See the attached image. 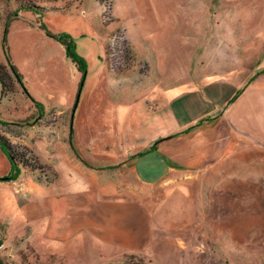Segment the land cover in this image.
I'll return each mask as SVG.
<instances>
[{
  "label": "rangeland",
  "instance_id": "obj_1",
  "mask_svg": "<svg viewBox=\"0 0 264 264\" xmlns=\"http://www.w3.org/2000/svg\"><path fill=\"white\" fill-rule=\"evenodd\" d=\"M0 65V264H264V0H0Z\"/></svg>",
  "mask_w": 264,
  "mask_h": 264
},
{
  "label": "crops",
  "instance_id": "obj_2",
  "mask_svg": "<svg viewBox=\"0 0 264 264\" xmlns=\"http://www.w3.org/2000/svg\"><path fill=\"white\" fill-rule=\"evenodd\" d=\"M203 80H204V78H203ZM218 84V83H217ZM181 98H184V96L183 97H181ZM181 98H179L178 99V101L176 102V103H178V102H180L181 101ZM187 98V97H186ZM198 102H199V100H198ZM176 103H174L173 104V106H172V110H173V112H168L166 115H163L162 117H159V118H157V131H156V134H154V135H147L148 136V139H147V142H146V145L148 144V145H150L151 143H156V142H158L159 140H161V138L162 139H165L166 138V136H169L172 132H170L169 130L168 131H165V118L164 117H166V116H170V115H172L171 113H175V112H178L179 114H180V112L183 110V108H184V105L183 104H181V105H177ZM224 107V106H223ZM221 111V110H220ZM214 113H218V114H220V112L218 111V108L217 107H210L208 110H206L205 112H203V113H201V114H199V115H195V117L193 118V120L192 121H190V122H187V123H185L184 125H185V127L187 126L188 127V124H190V123H194L195 121H198L199 119H201V118H207L208 116H210V115H212V114H214ZM227 111H225V113L223 114V119H224V121L226 120V115H227ZM218 114H217V116H218ZM175 116L176 115H174L173 116V120H175V122H174V124H173V126H174V128L177 130V129H179V130H182V128H181V126H183V125H179V124H177V120H178V118H175ZM225 122H227V121H225ZM185 129V128H184ZM175 130V131H176ZM206 135V134H205ZM207 135H209V137L210 138H212V136L210 135V134H207ZM227 137H228V135H226ZM216 139H220V138H218V137H214L213 139H211V141H213V142H215L214 144H213V146H212V150H205V149H203L202 147H201V149H200V147L198 148H196L197 149V151L196 152H194V149L195 148H192V146H193V144L192 143H190V145H188V147H186V149L189 151V155L190 156H186L185 158H187V157H197V158H200V155H202V153L204 152H206V153H208V152H210V153H208V154H206L205 155V158L207 157H210V155L212 154V153H214V151H213V148H215V149H220V144H221V141H215ZM169 143H171V141L170 142H163V144L162 145H159L158 147L160 148V150H163V148H165V146L167 145V144H169ZM142 147L143 146H141V149H142ZM140 148H134V150H141ZM133 150V151H134ZM132 151V150H131ZM154 151V150H153ZM160 152H162V153H164L163 151H160ZM193 153H194V156H193ZM168 158H169V160H167V164L165 165L166 167H167V169L171 172V171H175V168H172L171 166H169V162H170V164L171 163H175V161H174V159L176 160V158L175 157H173L172 155H170V154H167L166 155ZM127 157H129V155H127ZM178 160V159H177ZM193 160V159H192ZM169 161V162H168ZM200 164H203V161H200V162H198V166L200 165ZM175 167V166H174Z\"/></svg>",
  "mask_w": 264,
  "mask_h": 264
},
{
  "label": "trees",
  "instance_id": "obj_3",
  "mask_svg": "<svg viewBox=\"0 0 264 264\" xmlns=\"http://www.w3.org/2000/svg\"><path fill=\"white\" fill-rule=\"evenodd\" d=\"M25 8L27 9V11H29V12H32V8L33 7H28V6H25ZM73 48H74V45L72 44V46L69 48L68 47V49H69V54H71L72 52H73ZM83 72H84V70H83ZM5 73H4V67L3 66H1L0 65V81L2 82V85H3V88H4V93L5 92H8V90H7V80L5 79ZM240 95V93H238L237 94V96H239ZM236 96V97H237ZM235 97V98H236ZM163 140H165V139H163ZM163 140H159L160 142L161 141H163ZM158 141V142H159ZM157 142V143H158ZM156 143V144H157ZM0 146H2L4 149H5V151H6V153L8 154V156L10 157V159H11V161H12V159L15 161L16 160V157H17V154L15 155L14 153H13V151H12V148H11V143L7 140V141H5V139L4 138H2V136L0 135ZM14 161H13V163H14Z\"/></svg>",
  "mask_w": 264,
  "mask_h": 264
}]
</instances>
